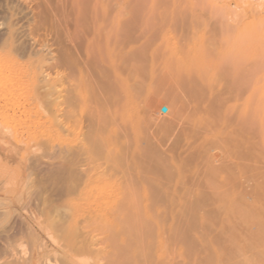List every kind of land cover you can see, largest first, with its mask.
<instances>
[{
	"label": "rangeland",
	"instance_id": "374dc122",
	"mask_svg": "<svg viewBox=\"0 0 264 264\" xmlns=\"http://www.w3.org/2000/svg\"><path fill=\"white\" fill-rule=\"evenodd\" d=\"M163 1L0 0V264H264V0Z\"/></svg>",
	"mask_w": 264,
	"mask_h": 264
},
{
	"label": "bare ground",
	"instance_id": "6f19581e",
	"mask_svg": "<svg viewBox=\"0 0 264 264\" xmlns=\"http://www.w3.org/2000/svg\"><path fill=\"white\" fill-rule=\"evenodd\" d=\"M173 1V7H177V4H178V0H172ZM121 2V1H120ZM148 3L150 4V6H151V9H156V8H161V5L164 3V1L163 0H148ZM174 9H172V11H173ZM183 31H185L186 32V30H183ZM192 31V30H191ZM191 31L190 32H186L185 34H184V36L186 35V36H190V33H191ZM193 32V31H192ZM193 36V35H192ZM191 37V36H190ZM189 37V38H190ZM194 37V36H193ZM192 39V38H191ZM195 41V40H194ZM193 41V42H194ZM195 47V45H191L190 44V47H189V49H192V48H194ZM148 130V135L151 133V136L150 137H148V139H156V138H158L159 139V137H161L160 136V134H159V132L158 131H155V130H150V129H147ZM161 140V139H160ZM193 145H192V143L191 142H187V143H185V145H183L182 144V147H183V149H182V154L184 153H186L187 155V157H188V155L189 156H191V154L192 153H194V150H193V148L194 147H192ZM72 195H74V191H73V194ZM169 207V206H168ZM170 215H171V217H173V222L174 223H172L171 225H170V229H169V231H171V235H172V245L171 246H173L174 245V242H176L175 243V247H176V245L178 244L177 243V240L179 239L178 237H176L177 235L176 234H178V229H177V227H178V225L175 223V221H178L179 219L176 217V213H175V211L177 210L176 209V205L174 204V203H172L171 204V207H170ZM162 211V210H161ZM168 213H169V211H168ZM166 216V215H165ZM167 216H169V215H167ZM166 216V220L168 221V217ZM188 217V216H187ZM177 218V219H176ZM189 218H190V216H189ZM170 219V218H169ZM188 219V218H187ZM166 222V221H165ZM186 223V221H183V223ZM114 221H110L109 223H108V225H107V227L109 228H111V227H113L114 226ZM179 223V222H178ZM177 226H176V225ZM117 225V224H116ZM106 226V225H105ZM164 225H162V228H164V229H166L167 227H166V225L163 227ZM191 226V225H190ZM161 227V226H160ZM187 227H189V225L187 226ZM168 229V228H167ZM186 229V228H185ZM187 230V229H186ZM111 233H112V231H110ZM116 233H118L117 235H119L120 233L119 232H117V231H115V232H113V236H117L116 235ZM111 235V236H110ZM179 235V234H178ZM109 236L111 237V239H112V234H109ZM108 236V237H109ZM124 236V235H123ZM191 236V235H190ZM109 237V238H110ZM118 237V236H117ZM69 238V237H68ZM118 239H119V237L117 238V240H115V239H113L112 241L110 240V242L109 243H115V244H117V242L119 243V241H118ZM167 239V238H166ZM92 240H94V239H92ZM107 240V239H106ZM120 240H125V239H123V237H121L120 238ZM114 241V242H113ZM174 241V242H173ZM56 242V241H55ZM95 242V241H94ZM123 242V241H122ZM69 243H70V241H69ZM85 243V242H84ZM89 243V242H88ZM64 244H66V243H64ZM91 244V243H90ZM114 244V245H115ZM69 245V244H68ZM71 245H72V243H71ZM70 245V246H71ZM122 245L124 246V245H127L126 244V242L123 244L122 243ZM67 246V245H66ZM91 246V245H90ZM110 246V245H109ZM112 246V245H111ZM149 246V245H148ZM152 246V245H151ZM173 246V247H174ZM75 247V246H74ZM134 247V246H133ZM175 247L174 248H172L173 249V251L175 252ZM63 248V247H62ZM61 248V249H62ZM88 248H90V247H87V245L85 244V245H82V246H79V248H78V246H77V243H76V247L74 248V249H76V250H70V251H68L67 252V254H66V259H67V262L69 263V264H77V259L75 258L76 257V251L77 250H81V249H88ZM117 248V247H116ZM125 249L127 248V251L128 252H130L129 251V247L128 246H126V247H124ZM138 248V247H137ZM144 248V250H145V247H143ZM149 248L150 249H152L150 246H149ZM149 248H148V250H149ZM69 249H71V248H69ZM113 249H115V248H113ZM135 249H136V246H135ZM134 249V250H135ZM60 250V249H59ZM131 250V249H130ZM141 250V249H140ZM139 250V251H140ZM143 250V251H144ZM64 251V250H63ZM112 251V250H111ZM116 251V250H115ZM132 251V250H131ZM142 251V252H143ZM150 251H152V250H149V252L146 250V252L144 253L143 252V258H144V260L142 261L144 264H155V262L153 261V253H151ZM44 253V252H43ZM46 253V252H45ZM119 253V252H118ZM173 253V252H172ZM47 254V253H46ZM115 254L116 253H114L113 255L115 256ZM124 254H127V253H124ZM123 254V255H124ZM142 254V253H141ZM176 254V253H175ZM175 254H173V255H175ZM123 255H122V258H123V260H125V263L126 264H130L129 262H131V263H133V262H135L136 264H137V262H138V259H137V257H136V255H134L133 253L132 254H127V255H129V256H124L123 257ZM139 255H140V253H139ZM53 256V255H52ZM108 256V255H107ZM153 256V257H152ZM167 256V255H166ZM166 256H165V258H166ZM176 256H173L171 259H169L168 261H166V259H163V260H165L164 262H161L160 263V260H159V262H158V264L160 263V264H177V261L178 260H176V258H175ZM45 258V257H44ZM64 258V257H63ZM142 258V259H143ZM178 258V257H177ZM161 259V260H162ZM107 260V259H106ZM154 260H155V258H154ZM108 261H110V260H108ZM115 261V260H114ZM117 261H119V260H117ZM66 262V261H65ZM141 262V261H140ZM179 262V261H178ZM115 263V262H114ZM123 263H124V261H123ZM122 263V264H123ZM139 263V262H138ZM118 264H120L119 262H118Z\"/></svg>",
	"mask_w": 264,
	"mask_h": 264
},
{
	"label": "water",
	"instance_id": "95a60500",
	"mask_svg": "<svg viewBox=\"0 0 264 264\" xmlns=\"http://www.w3.org/2000/svg\"><path fill=\"white\" fill-rule=\"evenodd\" d=\"M164 111H166V108H164Z\"/></svg>",
	"mask_w": 264,
	"mask_h": 264
}]
</instances>
